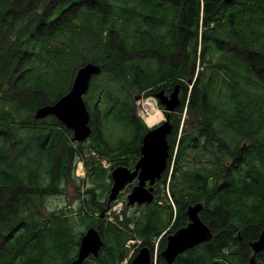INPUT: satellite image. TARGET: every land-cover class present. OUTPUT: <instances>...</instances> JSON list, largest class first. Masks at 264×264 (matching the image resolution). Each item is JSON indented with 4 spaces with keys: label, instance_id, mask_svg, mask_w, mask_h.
Here are the masks:
<instances>
[{
    "label": "trees",
    "instance_id": "obj_1",
    "mask_svg": "<svg viewBox=\"0 0 264 264\" xmlns=\"http://www.w3.org/2000/svg\"><path fill=\"white\" fill-rule=\"evenodd\" d=\"M88 62L102 70L84 97L93 129L85 146L35 111L66 94ZM177 84L168 167L156 183L169 177L170 223L159 197L125 228L115 215L98 217L109 205L110 170L133 168L141 155L148 127L135 97ZM185 109L196 117L180 134ZM117 127L130 136L112 141ZM81 159L90 185L80 211L49 210V198L77 183ZM198 202L213 238L173 264H252L250 243L264 228V0H0V264H69L82 236L72 220L100 224L104 246L85 264H121L130 236L153 256L159 239L156 264H168L159 255L166 235L188 224ZM254 264H264V251Z\"/></svg>",
    "mask_w": 264,
    "mask_h": 264
},
{
    "label": "water",
    "instance_id": "obj_2",
    "mask_svg": "<svg viewBox=\"0 0 264 264\" xmlns=\"http://www.w3.org/2000/svg\"><path fill=\"white\" fill-rule=\"evenodd\" d=\"M100 72L101 66L98 64L89 62L81 65L76 71L70 90L55 103L44 104L37 108L35 118L43 119L53 115L68 129L72 130L73 141H86L92 135V127L90 125L91 115L85 103L84 95L89 89L91 79ZM180 90V84H177L169 94L162 89L155 96L164 106V109L171 112L181 103ZM139 97L136 96L135 99ZM172 128L173 125L169 121V115H167L162 123L149 128L145 133L142 140L141 156L135 168L130 169L121 165L112 170L113 181L109 202L116 200L124 188L135 180L137 183L128 195V205L154 202V185L162 177L168 166L170 156L168 136ZM202 209L203 204L200 202L191 204L187 210L189 223L167 235V245L159 255L168 264H173L180 254L207 243L213 238V231L200 216ZM250 245L254 252L251 262L254 263L256 255L264 251V228L259 237ZM103 246L104 240L99 229L94 226L87 228L81 237L77 257L69 264H84L90 256L97 257ZM155 262L156 258H153L150 248L144 246L130 264H155Z\"/></svg>",
    "mask_w": 264,
    "mask_h": 264
},
{
    "label": "rangeland",
    "instance_id": "obj_3",
    "mask_svg": "<svg viewBox=\"0 0 264 264\" xmlns=\"http://www.w3.org/2000/svg\"><path fill=\"white\" fill-rule=\"evenodd\" d=\"M190 85H191V83H190ZM247 91H249V90H247ZM87 94H88V92H87ZM188 94H189V91L187 92V96H188ZM86 95H85V97H86ZM148 98L149 97H147V96H143V98H141L135 104L136 111H137V113L139 111L140 115L142 114V111H145V108H147V106H149L148 102H153L151 100L148 101ZM94 100L96 101L98 99L95 98ZM99 104H100V100L98 101V105ZM155 107L162 111L163 118H165V114L163 112V109H161L159 107L158 103H157V105H155ZM194 117H196V116L193 113L190 114L189 111H186V113H185V110H184L182 120H181V124H180V130H179L180 134L182 133V129H183L184 124H185V119L187 118V122L191 123L190 121H192L194 119ZM196 124H197L196 121H195V127L192 124H190V126L187 128V133H191L196 128ZM104 125L106 128L111 129V125L109 123H105ZM147 126H148V124H147ZM185 129L183 130V134H184ZM128 136H130V133L128 131L121 130L119 127H117L116 128V134L114 135L112 141H116L119 137H128ZM180 136L181 135H179V138H180ZM92 142L93 141L89 138L87 141L83 142V144L85 146H88ZM74 143H76V142H74ZM76 144H78V143H76ZM92 156L96 157V159H100L96 154H94V152L93 153H90V152L86 153L87 158H90ZM101 160H104L103 162H105V164L107 166H109L110 168L112 166L116 165V161H111L109 159H101ZM80 162L81 161L78 160L76 163V167H75V177L77 178V183L69 184L66 187V194H64L62 196H56V197L49 198V200L47 202L49 210L56 209V210H63V211H66L68 213H71L70 208L74 207L75 209L72 213L73 215L77 214L80 211V205H81L82 201L86 198V196H87L86 190L90 185L88 182V178H87V169L85 166V161L83 160L82 164ZM135 183H136V181L129 184L124 189V191L119 195V197L116 201L111 202V204H109V205L100 207L99 211H97L95 215H97L98 217H103V214H105L107 216V218L110 219V215L113 216L115 213H118L120 215L119 219L122 221H125L126 218H132L134 220L141 218L142 215L146 212L147 207L152 205V204L128 205V194L131 192V189ZM155 194H156L155 200L157 201L158 197H159V199H161V202H160L161 205L168 207L164 211V217H165V223H170V221H171L170 213H174V211L176 209V204H175L174 198L171 195L169 177L167 178L165 183L164 182H160V183L158 182V184L155 185ZM96 198H99V196H96ZM170 206H172L173 211L170 210ZM81 212L84 214V210L81 209ZM88 212H89V215H92L91 210H88ZM71 222H72L73 227H74V230H73L74 233H77L79 237L82 235L83 231H85L86 228L88 227V224H85V222H82L80 220H72ZM127 225L131 229H133L135 227L134 222H130ZM98 226H100V224H98ZM171 226H172V224H171ZM171 226L169 228H167L165 232L170 231ZM121 227L125 228L126 224H123ZM168 233H170V232H168ZM130 237H132V238L126 242V248L128 249V257H127L128 260L132 256H134V254H136V250L140 246L143 245L142 239H140L136 236H130ZM158 241H159V239L155 243V249H158V247H159ZM125 262H126V260H124L122 262V264H125Z\"/></svg>",
    "mask_w": 264,
    "mask_h": 264
},
{
    "label": "bare ground",
    "instance_id": "obj_4",
    "mask_svg": "<svg viewBox=\"0 0 264 264\" xmlns=\"http://www.w3.org/2000/svg\"><path fill=\"white\" fill-rule=\"evenodd\" d=\"M227 2H230V1H227ZM162 119H163L162 111L153 105L152 112L146 117L145 120L148 126H154L155 124L159 123Z\"/></svg>",
    "mask_w": 264,
    "mask_h": 264
}]
</instances>
